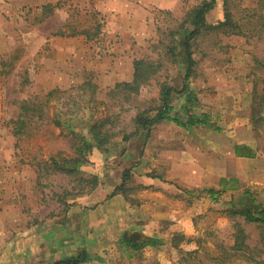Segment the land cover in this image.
Instances as JSON below:
<instances>
[{
  "label": "rangeland",
  "instance_id": "obj_1",
  "mask_svg": "<svg viewBox=\"0 0 264 264\" xmlns=\"http://www.w3.org/2000/svg\"><path fill=\"white\" fill-rule=\"evenodd\" d=\"M208 1L58 0L57 8L42 12L1 10L0 258L15 249L20 264H53L50 253L61 258L85 250L90 258L83 264H264V227L230 215L245 190L256 203L264 199V31L255 32L261 0H215L207 22L223 20L227 2L243 34L209 33L193 41L194 74L172 104L194 92L197 101L186 105L197 117L206 115L205 124L160 127L153 146V127L147 134L134 124L139 112L157 106L161 84L181 90L184 58L169 54L172 40H180L171 33ZM49 10L59 12L50 18ZM35 32L83 37L105 74L36 94V58L45 46H36ZM143 58L159 60L162 68L139 92H114L116 84L132 81L117 82L119 75L128 68L134 73V61ZM252 85L249 97L243 92ZM94 122L106 123L110 143L89 152L82 143ZM241 137L258 152L233 156ZM81 157L87 162L70 172L66 162ZM92 176L99 185L85 194L88 184L80 180ZM223 178L236 183H220ZM224 186L233 188L212 199L208 190ZM41 230L52 231L59 246L43 259L34 250ZM125 231L161 243L129 256L117 244ZM238 236H248L247 255L254 259L230 249Z\"/></svg>",
  "mask_w": 264,
  "mask_h": 264
},
{
  "label": "trees",
  "instance_id": "obj_2",
  "mask_svg": "<svg viewBox=\"0 0 264 264\" xmlns=\"http://www.w3.org/2000/svg\"><path fill=\"white\" fill-rule=\"evenodd\" d=\"M215 0H210L208 2H204L199 6L195 7L193 10L188 12L187 16L184 18L185 20L182 22L180 28L171 33L172 37L179 35L180 40H172V45L170 46L169 54L175 55V53L182 55L184 58L185 65V74H184V83L182 84L181 90H177L172 86H168L163 83L160 87L158 104L154 108H146L142 112H139L137 116L134 118V124L149 133V130L155 125L159 124L163 121L176 123L177 126H193V125H203L205 124L206 119L208 118L206 115L201 117H197L193 114L190 108L187 107L186 104H194L196 97L194 92L188 90V94L183 100V104L180 106H176L172 104L173 94L179 95L183 91L187 90V82L194 74V66L196 65L195 58L193 57L192 44L198 36L205 35L209 33H213L215 36L219 33L224 35H241L243 32L241 31L240 23L235 21L232 17V12L228 10V4L225 2L224 9V17L223 20H218L215 24H210L207 22V15L214 8ZM261 8L264 9V0H261ZM256 26L258 27L255 32L260 33V31H264V14H260L257 17ZM190 25L191 28L186 27ZM162 68L161 62L155 61L153 59H139L134 61V73L133 79L130 82H122L118 83L114 87V92H122L127 90V93H137L140 88L147 83H149L150 79L155 76L160 69ZM190 91V92H189ZM254 94H257L254 91ZM128 95V94H127ZM130 95H128L129 97ZM25 109V107H24ZM27 109V108H26ZM254 114L259 115L260 110H255L252 108ZM152 113H154L152 115ZM108 122V120L106 121ZM109 123V122H108ZM106 123L94 122L89 128L90 139H83L82 149L86 151H91L92 148L103 149L106 148L110 143L109 138V129L106 128ZM21 131V129L19 130ZM18 131V132H19ZM128 139L125 137L124 140ZM236 155L238 157H251L254 154L251 153L250 150L236 148ZM83 157L79 159H74L67 161L70 172H77L78 166L80 164L86 163ZM64 164V165H66ZM63 167V166H62ZM127 171L123 173L125 176ZM80 183L88 184L87 190H85V194H89L94 191L98 185L99 181L96 176H92L89 179L82 178ZM220 183L229 184L236 183V179H227L223 178L220 180ZM123 183L121 187H123ZM231 186H224L221 190H208L212 199H214L215 195L221 194L223 191L231 189ZM117 188L112 193H117ZM244 200L241 205L237 208H234L230 211V215H237L243 218L244 223H254L264 227V199L262 202L256 203L253 195L249 193V190H245L243 192ZM82 195V193H80ZM75 196H77L75 194ZM234 224L240 226V223L235 222ZM242 232V229L238 231ZM248 236H238L236 237V241L234 246L231 247V250H234V253L239 252L242 255H247L249 252V247L246 245L245 241ZM161 243V240L156 236H147L137 231H125L122 233L118 239V246L126 253L139 252L140 250L146 247H156ZM251 259H254L252 253L249 254ZM89 255L87 251L83 250L78 252L74 256H70L63 260L55 261L54 264H83L89 260Z\"/></svg>",
  "mask_w": 264,
  "mask_h": 264
},
{
  "label": "crops",
  "instance_id": "obj_3",
  "mask_svg": "<svg viewBox=\"0 0 264 264\" xmlns=\"http://www.w3.org/2000/svg\"><path fill=\"white\" fill-rule=\"evenodd\" d=\"M58 0H0V13L2 11H8L9 14H16L18 11H24V10H33V11H39L40 9H44L46 7L50 8H57ZM42 12V10H40ZM99 11H106L107 14H111L112 10H99ZM139 11V10H136ZM59 10H49V13L53 18L54 15H57ZM49 19L46 18L41 23H45ZM42 26V24L40 25ZM6 33H4L5 35ZM35 44L37 47L45 46V49L42 51L40 56H37L36 60L38 63V66H36L37 73L34 78V83L32 84L35 88L36 94H42L43 97L48 95L54 90L57 89H68L72 86V84L75 82L76 78L80 79H86L90 76V73H100L102 72L105 74V66L101 65V62L99 60H91V55L86 49V39L83 37H62L61 35L53 36L49 35L47 33H38L35 32L34 34ZM236 48L234 49V51ZM122 59V58H121ZM111 62V61H110ZM120 61L117 59L115 60V63H119ZM121 63V62H120ZM103 70V71H102ZM99 75V74H98ZM100 77V80L103 79V77ZM120 79L117 82L120 81H130L133 79V71L132 69H127L126 74H120ZM245 95H248L250 97V94H253V85L252 88H244ZM250 99V98H249ZM176 123L165 121L164 123L155 125L153 127L152 131V140H150L149 145L153 144L158 140V131L160 127H168L174 131H176V128H178ZM243 129H245V125L243 124ZM249 129V128H248ZM178 133H183V135H186V129H181L182 132L177 130ZM243 130L239 131V134H242ZM166 134L163 132V141L167 142L166 140ZM252 139V138H250ZM178 141V138L171 139V142ZM232 154L233 156H236V148L240 149H246L250 150L252 154L257 153L258 147L255 145V143L252 142V140L249 141V138L243 139L242 137L239 139L234 140L233 147H232ZM239 158H246V157H239ZM56 237L52 231H44L41 230L40 233L37 235V242L35 244V253L41 255V259L47 254L53 250V248L59 247L56 244L55 241ZM48 244L45 249L44 244ZM39 250V252H37ZM62 250V247L61 249ZM16 250L11 249L7 250L4 253V256L0 258V264L2 262L8 264H20L21 261H18L19 254L14 255ZM60 252V251H58ZM57 251L55 253H50V255L53 257V264L55 261L66 259L70 256H73L71 253L70 255H63L61 258L57 256ZM62 254V253H61ZM14 255V256H13ZM76 255V254H74Z\"/></svg>",
  "mask_w": 264,
  "mask_h": 264
}]
</instances>
